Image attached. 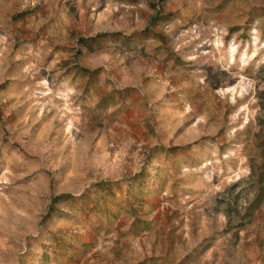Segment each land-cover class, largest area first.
<instances>
[{
  "label": "rangeland",
  "instance_id": "374dc122",
  "mask_svg": "<svg viewBox=\"0 0 264 264\" xmlns=\"http://www.w3.org/2000/svg\"><path fill=\"white\" fill-rule=\"evenodd\" d=\"M0 264H264V0H0Z\"/></svg>",
  "mask_w": 264,
  "mask_h": 264
}]
</instances>
